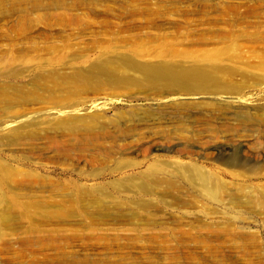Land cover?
Listing matches in <instances>:
<instances>
[{"label": "rangeland", "instance_id": "374dc122", "mask_svg": "<svg viewBox=\"0 0 264 264\" xmlns=\"http://www.w3.org/2000/svg\"><path fill=\"white\" fill-rule=\"evenodd\" d=\"M0 264H264V0H0Z\"/></svg>", "mask_w": 264, "mask_h": 264}, {"label": "bare ground", "instance_id": "6f19581e", "mask_svg": "<svg viewBox=\"0 0 264 264\" xmlns=\"http://www.w3.org/2000/svg\"><path fill=\"white\" fill-rule=\"evenodd\" d=\"M144 71L148 74L154 75L155 77H164V78H177L181 77V76H186L187 79L189 80H200V78L205 79L207 77V74H203L206 72H202V71H196V72H191V71H187V70H175L172 68H155L152 66H149L147 68H143ZM223 150V149H222ZM231 153L227 152V151H219L218 155L225 157L224 163L229 165V166H233V167H239L240 162L237 159H234L231 155ZM183 169L185 171L186 174H188V176L190 177L191 180H199L202 185L209 189L211 188V184H210V178L207 174V172L204 170L203 167L198 166L197 163L192 162L189 165H182L179 166V168L177 167L176 169ZM214 199H216L214 197Z\"/></svg>", "mask_w": 264, "mask_h": 264}]
</instances>
